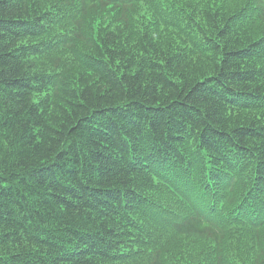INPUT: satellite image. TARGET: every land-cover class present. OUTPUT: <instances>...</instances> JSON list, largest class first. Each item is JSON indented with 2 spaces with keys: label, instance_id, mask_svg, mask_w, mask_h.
I'll list each match as a JSON object with an SVG mask.
<instances>
[{
  "label": "trees",
  "instance_id": "16d2710c",
  "mask_svg": "<svg viewBox=\"0 0 264 264\" xmlns=\"http://www.w3.org/2000/svg\"><path fill=\"white\" fill-rule=\"evenodd\" d=\"M188 263L264 264V0H0V264Z\"/></svg>",
  "mask_w": 264,
  "mask_h": 264
}]
</instances>
